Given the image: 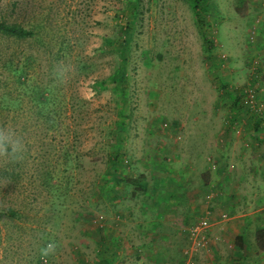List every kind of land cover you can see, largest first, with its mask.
Wrapping results in <instances>:
<instances>
[{"label":"rangeland","instance_id":"1","mask_svg":"<svg viewBox=\"0 0 264 264\" xmlns=\"http://www.w3.org/2000/svg\"><path fill=\"white\" fill-rule=\"evenodd\" d=\"M263 3L0 0V264H264Z\"/></svg>","mask_w":264,"mask_h":264},{"label":"trees","instance_id":"2","mask_svg":"<svg viewBox=\"0 0 264 264\" xmlns=\"http://www.w3.org/2000/svg\"><path fill=\"white\" fill-rule=\"evenodd\" d=\"M193 6L195 10V14L197 16H200L201 8L205 6L206 0H192ZM127 28L124 27L123 30ZM33 30L24 28L19 23H16L14 21H8L6 19L0 20V34L10 36V37H16V38H27L31 37L33 35ZM121 43V49L126 48V41L124 38L120 39ZM125 62L122 61L121 65L117 67V69L109 76L105 78L98 79L94 81V87L97 89V91H102L104 89H108V87L112 86L118 91H125V84L127 83V77H126V71H125ZM230 97H234V95H230ZM236 100V99H235ZM2 142L1 135H0V143ZM7 144V143H5ZM109 158L112 156V159L117 162V153L108 151ZM115 161L113 163H115ZM118 163V162H117ZM1 210V208H0ZM4 211L8 214L10 217H15L16 215V209L9 207L4 209ZM236 240L238 241L239 245H243V235H238L236 237ZM256 242L257 247L260 251H264V228L258 229L256 231Z\"/></svg>","mask_w":264,"mask_h":264},{"label":"built area","instance_id":"3","mask_svg":"<svg viewBox=\"0 0 264 264\" xmlns=\"http://www.w3.org/2000/svg\"><path fill=\"white\" fill-rule=\"evenodd\" d=\"M263 6H264V3H263Z\"/></svg>","mask_w":264,"mask_h":264}]
</instances>
